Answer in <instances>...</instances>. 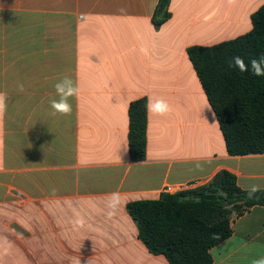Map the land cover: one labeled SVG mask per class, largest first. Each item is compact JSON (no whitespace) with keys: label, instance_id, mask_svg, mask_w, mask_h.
Masks as SVG:
<instances>
[{"label":"crops","instance_id":"1","mask_svg":"<svg viewBox=\"0 0 264 264\" xmlns=\"http://www.w3.org/2000/svg\"><path fill=\"white\" fill-rule=\"evenodd\" d=\"M0 0V264H170L139 238L131 202L191 189L220 171L264 190V154L232 156L189 58L253 29L264 0ZM80 91L53 116L54 82ZM24 91H17V83ZM148 112L146 159L129 153V108ZM116 194V195H114ZM213 264L264 259V206L233 217Z\"/></svg>","mask_w":264,"mask_h":264},{"label":"trees","instance_id":"2","mask_svg":"<svg viewBox=\"0 0 264 264\" xmlns=\"http://www.w3.org/2000/svg\"><path fill=\"white\" fill-rule=\"evenodd\" d=\"M171 0H159L153 21L160 27L170 18ZM250 33L211 47L193 46L189 58L197 72L232 156L264 154V76L241 73L230 67L235 56L250 59L264 55V6L253 16ZM147 100L129 108V153L134 162L146 159ZM237 177L220 171L209 183L158 200L128 204L139 238L154 255L170 264H213L210 250L228 239L233 217L264 206V190L249 198Z\"/></svg>","mask_w":264,"mask_h":264},{"label":"clouds","instance_id":"3","mask_svg":"<svg viewBox=\"0 0 264 264\" xmlns=\"http://www.w3.org/2000/svg\"><path fill=\"white\" fill-rule=\"evenodd\" d=\"M230 67H235L241 73L251 72L255 76H264V55L260 58L250 59L248 63H245L244 58L240 56H235L230 61ZM53 88L55 90V97L51 98L49 101V106L52 110L51 114L53 116L61 115L67 116L72 112V105L69 102L71 97L79 95V87L74 85L73 80L64 76L59 78L53 84ZM17 91L23 92L24 85L23 83H17ZM7 93L0 92V117H2L7 111ZM147 111L156 114V115H164L170 111V106L163 99H149L146 105ZM257 191L256 187L253 186L249 191V198ZM116 195V194H114ZM75 264H80V260H76ZM256 264H264V259L257 260Z\"/></svg>","mask_w":264,"mask_h":264},{"label":"built area","instance_id":"4","mask_svg":"<svg viewBox=\"0 0 264 264\" xmlns=\"http://www.w3.org/2000/svg\"><path fill=\"white\" fill-rule=\"evenodd\" d=\"M195 188V187H194ZM190 189V188H189ZM192 189V188H191ZM187 190V189H185ZM184 191V189H175L174 187H171V186H167L165 189H164V192L166 194H176V193H179V192H182Z\"/></svg>","mask_w":264,"mask_h":264}]
</instances>
